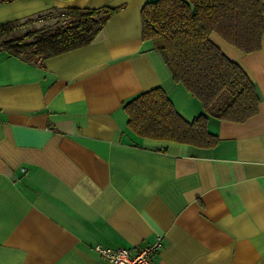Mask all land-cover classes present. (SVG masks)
Wrapping results in <instances>:
<instances>
[{
    "label": "crops",
    "instance_id": "obj_1",
    "mask_svg": "<svg viewBox=\"0 0 264 264\" xmlns=\"http://www.w3.org/2000/svg\"><path fill=\"white\" fill-rule=\"evenodd\" d=\"M147 1H0V24L115 9L94 40L48 58L0 50V264H111L97 246L158 235L155 264H264V34L250 53L210 35L254 83L253 116L210 118L209 148L140 138L123 103L141 91L161 87L187 121L202 112L142 39Z\"/></svg>",
    "mask_w": 264,
    "mask_h": 264
},
{
    "label": "trees",
    "instance_id": "obj_2",
    "mask_svg": "<svg viewBox=\"0 0 264 264\" xmlns=\"http://www.w3.org/2000/svg\"><path fill=\"white\" fill-rule=\"evenodd\" d=\"M114 11L71 8L2 23L0 50L31 62L48 58L94 40ZM39 17L57 21L32 25ZM140 18L142 39L152 41L172 78L200 102L202 112L187 121L164 90L154 87L124 101L128 132L209 148L218 141L208 131L210 118L239 123L257 112L260 97L254 83L210 35L217 33L245 53L258 51L264 0H151L142 6Z\"/></svg>",
    "mask_w": 264,
    "mask_h": 264
},
{
    "label": "built area",
    "instance_id": "obj_3",
    "mask_svg": "<svg viewBox=\"0 0 264 264\" xmlns=\"http://www.w3.org/2000/svg\"><path fill=\"white\" fill-rule=\"evenodd\" d=\"M61 15L63 16V13ZM162 239V236L158 235L153 243L135 249L99 245L96 251L102 259L111 264H155L153 257L161 248Z\"/></svg>",
    "mask_w": 264,
    "mask_h": 264
},
{
    "label": "rangeland",
    "instance_id": "obj_4",
    "mask_svg": "<svg viewBox=\"0 0 264 264\" xmlns=\"http://www.w3.org/2000/svg\"><path fill=\"white\" fill-rule=\"evenodd\" d=\"M31 18H34V19H35L36 17L34 16V17H31ZM34 19H32V20H34ZM38 22H39V21H38ZM32 23H33L32 25H34V24H38L36 20L32 21ZM39 24H40V22H39ZM39 24H38V25H39ZM28 26H29V25H28Z\"/></svg>",
    "mask_w": 264,
    "mask_h": 264
}]
</instances>
